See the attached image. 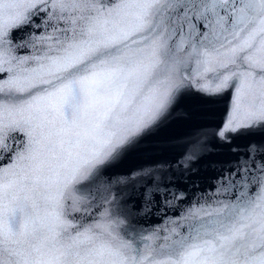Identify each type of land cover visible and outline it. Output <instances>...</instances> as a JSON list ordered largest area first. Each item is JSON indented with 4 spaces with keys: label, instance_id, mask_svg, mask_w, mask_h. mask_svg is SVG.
Masks as SVG:
<instances>
[{
    "label": "snow or ice",
    "instance_id": "1",
    "mask_svg": "<svg viewBox=\"0 0 264 264\" xmlns=\"http://www.w3.org/2000/svg\"><path fill=\"white\" fill-rule=\"evenodd\" d=\"M188 89L264 133V0H0V264H264V143L190 198L142 172L147 229L106 178Z\"/></svg>",
    "mask_w": 264,
    "mask_h": 264
},
{
    "label": "water",
    "instance_id": "2",
    "mask_svg": "<svg viewBox=\"0 0 264 264\" xmlns=\"http://www.w3.org/2000/svg\"><path fill=\"white\" fill-rule=\"evenodd\" d=\"M231 100L230 91L212 96L195 89L181 92L158 126L107 170L106 178H129V183L122 185L121 190L127 197L125 214L132 213L130 219L134 225L147 229L162 222L155 210L149 215L136 214L142 206L144 187L152 184V179L142 172L162 173L165 183L186 190L190 198L191 193L197 191L194 185L199 190L211 188L214 177L235 159L229 152L230 147L243 150L250 142L264 143V133L260 132L236 136L230 145L214 136L230 115ZM190 152L195 158L188 161L186 156Z\"/></svg>",
    "mask_w": 264,
    "mask_h": 264
}]
</instances>
